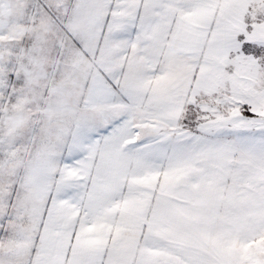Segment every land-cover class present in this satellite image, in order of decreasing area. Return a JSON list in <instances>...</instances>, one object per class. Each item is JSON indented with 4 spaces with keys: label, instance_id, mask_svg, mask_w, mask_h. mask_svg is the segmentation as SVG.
<instances>
[{
    "label": "snow or ice",
    "instance_id": "6c2138e0",
    "mask_svg": "<svg viewBox=\"0 0 264 264\" xmlns=\"http://www.w3.org/2000/svg\"><path fill=\"white\" fill-rule=\"evenodd\" d=\"M0 264H264V0H0Z\"/></svg>",
    "mask_w": 264,
    "mask_h": 264
}]
</instances>
